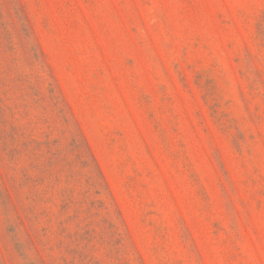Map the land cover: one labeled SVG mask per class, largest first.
Wrapping results in <instances>:
<instances>
[{
	"label": "rangeland",
	"instance_id": "obj_1",
	"mask_svg": "<svg viewBox=\"0 0 264 264\" xmlns=\"http://www.w3.org/2000/svg\"><path fill=\"white\" fill-rule=\"evenodd\" d=\"M0 264H264V0H0Z\"/></svg>",
	"mask_w": 264,
	"mask_h": 264
}]
</instances>
